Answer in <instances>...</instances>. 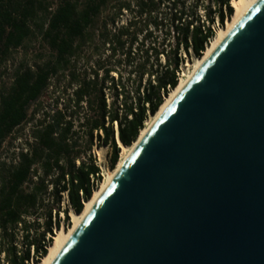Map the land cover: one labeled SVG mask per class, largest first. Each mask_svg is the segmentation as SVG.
Masks as SVG:
<instances>
[{
    "label": "trees",
    "instance_id": "16d2710c",
    "mask_svg": "<svg viewBox=\"0 0 264 264\" xmlns=\"http://www.w3.org/2000/svg\"><path fill=\"white\" fill-rule=\"evenodd\" d=\"M231 1L0 0V67L35 34L49 51L0 94V154L7 140L23 141L10 164L0 162V264L46 255L53 231L69 226L103 179L94 141L110 149L114 169L117 137L136 141L177 86L183 56L200 58L215 23L231 18Z\"/></svg>",
    "mask_w": 264,
    "mask_h": 264
},
{
    "label": "water",
    "instance_id": "95a60500",
    "mask_svg": "<svg viewBox=\"0 0 264 264\" xmlns=\"http://www.w3.org/2000/svg\"><path fill=\"white\" fill-rule=\"evenodd\" d=\"M52 264H264V0L155 121Z\"/></svg>",
    "mask_w": 264,
    "mask_h": 264
},
{
    "label": "bare ground",
    "instance_id": "6f19581e",
    "mask_svg": "<svg viewBox=\"0 0 264 264\" xmlns=\"http://www.w3.org/2000/svg\"><path fill=\"white\" fill-rule=\"evenodd\" d=\"M258 0H232L231 6L234 10L233 15L230 19L226 20L225 26L223 28L218 29L215 37L210 41V43L206 46L205 51L203 52L200 58L194 59L192 64H189L191 70L187 74L183 73L179 75V80L177 86L172 89L169 94L164 98L163 103L159 107L158 111L150 116L144 123L143 128L140 130L138 138L135 142L130 146H124L119 141V159L114 169L108 170L97 189L93 191L91 198L84 202L83 210L80 214L74 213L70 211V223L71 225L67 229H58L56 230L52 243L49 245L47 249V253L45 256L41 258L38 263L35 264H52L56 259L64 245L68 242L69 238L75 232L77 227L80 225L82 220L87 216L90 212L94 204L100 198L102 193L106 190L110 182L113 180L116 173L122 167L124 162L139 144V142L144 138L149 129L155 123V121L161 116V114L168 108L170 103L176 98V96L181 92V90L185 87L188 80L194 75V73L204 64V62L213 54L216 48L220 45V43L228 36V34L233 30V28L238 24V22L242 19V17L256 4Z\"/></svg>",
    "mask_w": 264,
    "mask_h": 264
},
{
    "label": "rangeland",
    "instance_id": "374dc122",
    "mask_svg": "<svg viewBox=\"0 0 264 264\" xmlns=\"http://www.w3.org/2000/svg\"><path fill=\"white\" fill-rule=\"evenodd\" d=\"M44 1L53 2L52 8L55 7V4L57 2V0H44ZM202 2H204V4L206 5L209 4L213 6V0H202ZM110 9L111 7H109L106 10V12H109ZM198 14L202 18V20L205 18L204 17L205 13L202 9L199 10ZM226 20L228 19H225L223 26H220V24L215 23L214 28L216 30V33L218 32V29L223 28L225 26ZM48 54H49V51L46 46V43L40 38L38 34H35L34 36L30 37L24 43L23 47L13 52L10 59L6 62V64L0 67V94L9 88L15 72L20 66L31 65L35 61L36 56L45 57ZM183 58H184V63L181 67V71L179 75L183 73L187 74L189 70H191L190 68L191 66L189 64H192L194 61V58L190 60L186 59L184 56ZM105 93H106V98L108 102H110L111 101L110 93L108 91H105ZM44 105L45 107L47 106L46 103H44ZM27 129L28 127H26L24 130V137L25 135L28 134ZM22 145H23V141H20V142L17 141L11 144L10 140H7L3 144V147H2V151L0 154V162H6V164H10L11 161L14 160V154H17L18 151L21 150ZM109 153H110V149L108 147H105V146L98 147L96 145V141H94V146L91 149V155L96 160L97 164L100 166L103 176L108 170H110L108 168ZM66 205H67V201L66 199L62 197L61 207L65 208ZM28 220L30 221V218H28ZM39 222L41 223L40 227H42L43 220H40ZM70 225L71 223L69 224V226ZM68 227H66L64 224H61L59 229L61 228L67 229ZM39 231L40 232L42 231L41 228L39 229ZM55 232L56 230L53 231V234H55ZM17 235L20 238L21 231H19Z\"/></svg>",
    "mask_w": 264,
    "mask_h": 264
},
{
    "label": "built area",
    "instance_id": "2783aa9c",
    "mask_svg": "<svg viewBox=\"0 0 264 264\" xmlns=\"http://www.w3.org/2000/svg\"><path fill=\"white\" fill-rule=\"evenodd\" d=\"M215 31H216V30H215ZM61 195H62V197H63L64 199H66V201H67V196H66V194H65V193H61ZM30 264H33V262L31 261Z\"/></svg>",
    "mask_w": 264,
    "mask_h": 264
}]
</instances>
